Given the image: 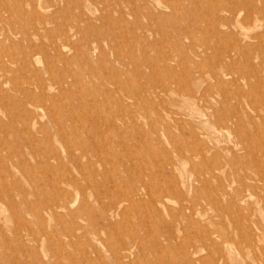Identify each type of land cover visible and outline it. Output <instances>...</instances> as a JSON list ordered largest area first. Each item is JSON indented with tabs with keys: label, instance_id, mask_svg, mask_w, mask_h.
I'll return each instance as SVG.
<instances>
[{
	"label": "rangeland",
	"instance_id": "374dc122",
	"mask_svg": "<svg viewBox=\"0 0 264 264\" xmlns=\"http://www.w3.org/2000/svg\"><path fill=\"white\" fill-rule=\"evenodd\" d=\"M0 264H264V0H0Z\"/></svg>",
	"mask_w": 264,
	"mask_h": 264
},
{
	"label": "bare ground",
	"instance_id": "6f19581e",
	"mask_svg": "<svg viewBox=\"0 0 264 264\" xmlns=\"http://www.w3.org/2000/svg\"><path fill=\"white\" fill-rule=\"evenodd\" d=\"M227 11L234 17L240 10L237 6V4L233 5L232 7H229Z\"/></svg>",
	"mask_w": 264,
	"mask_h": 264
}]
</instances>
